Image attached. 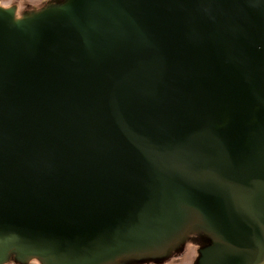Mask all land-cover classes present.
<instances>
[{
    "label": "water",
    "instance_id": "95a60500",
    "mask_svg": "<svg viewBox=\"0 0 264 264\" xmlns=\"http://www.w3.org/2000/svg\"><path fill=\"white\" fill-rule=\"evenodd\" d=\"M0 8V264L264 263V0Z\"/></svg>",
    "mask_w": 264,
    "mask_h": 264
},
{
    "label": "rangeland",
    "instance_id": "374dc122",
    "mask_svg": "<svg viewBox=\"0 0 264 264\" xmlns=\"http://www.w3.org/2000/svg\"><path fill=\"white\" fill-rule=\"evenodd\" d=\"M68 0H5L0 3V8L10 9L15 14V19H22L48 8H56ZM213 234L205 226L194 225L190 227L183 237L172 243L166 252L131 254L122 256L116 261L106 264H199L201 250L212 244ZM4 264H45L39 257H31L26 261L18 258L16 251L9 253ZM264 264V263H261Z\"/></svg>",
    "mask_w": 264,
    "mask_h": 264
},
{
    "label": "clouds",
    "instance_id": "9594fccd",
    "mask_svg": "<svg viewBox=\"0 0 264 264\" xmlns=\"http://www.w3.org/2000/svg\"><path fill=\"white\" fill-rule=\"evenodd\" d=\"M5 2V0H0V3H4Z\"/></svg>",
    "mask_w": 264,
    "mask_h": 264
}]
</instances>
